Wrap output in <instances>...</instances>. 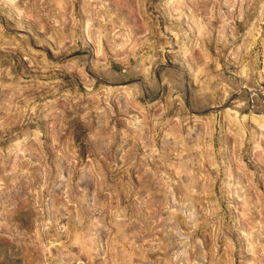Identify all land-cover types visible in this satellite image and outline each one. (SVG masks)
Listing matches in <instances>:
<instances>
[{
  "label": "rangeland",
  "instance_id": "374dc122",
  "mask_svg": "<svg viewBox=\"0 0 264 264\" xmlns=\"http://www.w3.org/2000/svg\"><path fill=\"white\" fill-rule=\"evenodd\" d=\"M0 264H264V0H0Z\"/></svg>",
  "mask_w": 264,
  "mask_h": 264
}]
</instances>
